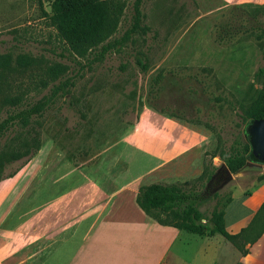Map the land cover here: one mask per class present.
Segmentation results:
<instances>
[{
  "label": "rangeland",
  "instance_id": "374dc122",
  "mask_svg": "<svg viewBox=\"0 0 264 264\" xmlns=\"http://www.w3.org/2000/svg\"><path fill=\"white\" fill-rule=\"evenodd\" d=\"M119 1L124 9L117 30L78 57L49 24L52 0H0V57L11 60L10 69L0 70V119L53 95L42 117L0 138V178L25 160L24 154H13L25 142L23 151L44 140L68 159L91 163L128 133L149 102L185 120L208 123L227 141L239 128L245 130L237 107L264 86L256 76L264 67L262 10L224 7L222 0H142L139 25L131 32L135 0ZM107 44L114 45L98 61ZM21 55L33 64L18 66ZM215 158L218 167L212 168L207 157L206 175L184 187L206 199L200 211L207 218L248 191L264 172L248 168L219 179L224 164ZM205 250L209 253L201 263L214 264L213 247Z\"/></svg>",
  "mask_w": 264,
  "mask_h": 264
},
{
  "label": "crops",
  "instance_id": "0c3cea01",
  "mask_svg": "<svg viewBox=\"0 0 264 264\" xmlns=\"http://www.w3.org/2000/svg\"><path fill=\"white\" fill-rule=\"evenodd\" d=\"M222 1L264 9V0ZM216 147L204 125L148 104L128 133L89 164L75 167L43 140L15 176L0 181V264H202L210 246L214 264H264V181L222 208L227 233L249 228L240 249L220 234L161 226L136 204L142 186L199 178Z\"/></svg>",
  "mask_w": 264,
  "mask_h": 264
},
{
  "label": "trees",
  "instance_id": "16d2710c",
  "mask_svg": "<svg viewBox=\"0 0 264 264\" xmlns=\"http://www.w3.org/2000/svg\"><path fill=\"white\" fill-rule=\"evenodd\" d=\"M141 3L142 0H135L134 2L135 21L131 32L137 29L139 25ZM232 8L241 10L238 6ZM123 9L124 7L119 0H52L50 12L46 14V17L50 26L57 32V36L68 45L71 52L78 57H84L98 45L105 42L117 30ZM261 10L259 14H264V9ZM251 18L252 20L255 19L256 15H252ZM112 45L114 44H107L102 48L103 52L98 55V61L104 57L106 48H110ZM15 62L18 66L24 67L32 65L34 61L21 55L16 58ZM10 68L11 60L6 56L0 57V70L3 71ZM57 73L58 70L52 72V74ZM256 76L264 80V67L257 71ZM157 77L153 81L156 84L158 82ZM52 98L53 95L52 97H44L36 103L27 105L25 108L7 113L5 118L0 119V138L14 127L27 125L30 120L42 117L45 111L49 109ZM6 100L13 105L19 104L18 99ZM148 105L154 107V109L156 108L151 102ZM237 109L236 116L242 126L246 125L251 119L264 118V86L246 104H239ZM158 111L164 112L161 109ZM170 115L181 119L185 118L178 113H170ZM186 120L204 125L216 137L217 147L214 152L206 154V158L212 159L217 156L231 174H238L250 165V148L244 129L239 128L237 133H231V140L227 141L208 123H201L198 120L189 118ZM23 144L13 154L15 156L24 154L25 160L13 173L0 178V181L15 176L35 156L41 146V142L37 141L31 150L26 149L23 151L25 146L27 148V143ZM69 159L75 167L86 162V160L76 162L73 158ZM206 171L205 165L203 174L193 181L202 179L206 175ZM263 181L264 172L260 175L256 184ZM188 183H154L142 186L137 191L136 204L147 216L161 226H171L198 235L211 236L220 234L235 245L236 248L240 249L239 242L247 235L249 228L238 235L227 233L224 227L223 212H213L210 218L204 216L200 211V207L206 199L200 193L186 191L184 187ZM244 194L248 195L249 191ZM262 209H264V205ZM242 253L244 252L242 251Z\"/></svg>",
  "mask_w": 264,
  "mask_h": 264
},
{
  "label": "water",
  "instance_id": "95a60500",
  "mask_svg": "<svg viewBox=\"0 0 264 264\" xmlns=\"http://www.w3.org/2000/svg\"><path fill=\"white\" fill-rule=\"evenodd\" d=\"M245 132L250 148L249 159L251 160V164L242 171L248 168L264 171V118L249 120L246 123ZM221 175H223V179L225 180H228L231 176V173L224 165Z\"/></svg>",
  "mask_w": 264,
  "mask_h": 264
},
{
  "label": "flooded vegetation",
  "instance_id": "af4514ba",
  "mask_svg": "<svg viewBox=\"0 0 264 264\" xmlns=\"http://www.w3.org/2000/svg\"><path fill=\"white\" fill-rule=\"evenodd\" d=\"M219 179H223V175H221V174H220V177H219Z\"/></svg>",
  "mask_w": 264,
  "mask_h": 264
}]
</instances>
